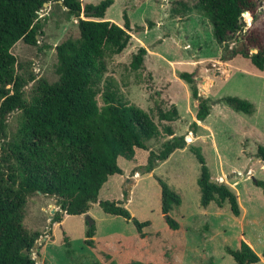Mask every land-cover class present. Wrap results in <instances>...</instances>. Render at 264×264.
<instances>
[{"label": "rangeland", "instance_id": "rangeland-1", "mask_svg": "<svg viewBox=\"0 0 264 264\" xmlns=\"http://www.w3.org/2000/svg\"><path fill=\"white\" fill-rule=\"evenodd\" d=\"M79 1L84 5L100 0ZM62 10L52 4L43 6L38 11L43 25L36 44L18 40L12 45L10 52L19 64L18 74L26 76L31 72L34 80L41 78L47 82L56 79L54 46L77 35L76 18L64 16ZM123 11L131 26L130 39L120 53L106 57L104 76L113 79L123 98L148 111L156 122V107L166 109L175 105L178 118L170 122L175 134L184 135L186 144L200 148L211 178L219 176L225 184L233 182L242 217L232 215L227 202L221 207L211 203L203 214L196 184L199 164L187 147L172 151L151 172L143 169L147 151L135 148L131 160L117 157L122 173L107 177L96 201L83 217L64 214L60 222L50 223L58 209L54 198L42 194L28 198L23 223L39 233L31 254L34 264H92L98 262L94 249L112 251L111 261L118 264L117 251L132 244L138 246L134 225L118 215L103 213L97 204L100 200L122 201L130 216L149 222L142 227V232H159V238L149 237L150 242L144 243V250L153 255L156 264H164V258L171 264H204L209 257L216 264H235L224 246L236 248L241 234L258 257H262L255 264H264V198L261 188L253 183L254 179L264 182V164L254 157L256 146H264V68L256 69L249 57L240 54L242 40L233 39L227 47L218 44L207 18L197 9L196 0H111L104 18L122 25ZM82 13L80 18H83ZM246 13V16L240 14L242 33L259 38L264 45V0H258L254 17ZM139 46L145 48L146 54L141 67L132 70L129 67L131 55ZM255 51L256 48L250 47L248 54ZM194 69L197 92L210 102L209 113L201 122L204 126L198 125L194 117L197 100L191 98L187 84L177 77L181 71ZM33 84L34 81H30L24 85L25 98ZM226 95L252 102L253 113L234 111L218 101ZM96 100L98 105L102 104L98 95ZM192 121L197 124L194 133L189 130ZM18 123V111L8 114L6 133L12 134ZM165 138L149 140L150 149L157 151ZM239 152L246 155L245 159L239 157ZM155 177L181 195L183 212L196 226L190 242L178 241L177 236L169 234L172 231H166ZM175 214L169 212L181 221ZM85 216L94 227V248L83 242L88 225ZM144 250L138 249V256Z\"/></svg>", "mask_w": 264, "mask_h": 264}, {"label": "trees", "instance_id": "trees-1", "mask_svg": "<svg viewBox=\"0 0 264 264\" xmlns=\"http://www.w3.org/2000/svg\"><path fill=\"white\" fill-rule=\"evenodd\" d=\"M43 3L62 8L64 16L76 18L77 35L67 37L54 46L56 79L47 82L34 80L31 72L17 73L19 64L10 52L12 45L22 40L35 45L42 32L43 18L38 11ZM111 0L81 5L79 0H0V264H34L31 254L39 233L25 227L28 198L34 194L53 197L58 209L50 223L60 222L63 214H84L102 183L109 175L121 174L117 157L131 160L134 149L147 151L146 172L163 161L175 149L187 147L198 164L196 184L199 205L210 201L217 207L227 202L232 215L239 206L236 194L224 182L209 179L210 174L198 146L186 144L184 135L174 134L171 121L178 118L175 105L156 107L157 122L148 111L129 103L119 93L115 82L106 79V57L120 53L128 44L131 26L125 11L122 25L104 18ZM199 12L207 18L211 33L218 44L227 47L234 40H242L240 54L249 57L258 70L264 68V45L259 38L242 33L240 14L246 11L255 16L258 0H196ZM83 12V18L80 13ZM250 47L256 51L248 54ZM146 50L139 46L131 55L129 67H141ZM196 70L181 71L177 77L184 81L191 98L197 100L194 117L202 121L209 113V100L198 94ZM34 81L28 98L23 87ZM101 105L97 104L96 96ZM223 102L234 111L252 114L254 104L237 96H222ZM18 111L19 123L12 134L6 133V116ZM197 124L190 123L194 133ZM166 136L157 151L149 147V140ZM254 157L264 164V146L258 144ZM159 186V210L169 229H177L178 222L169 212L180 203V196L164 180L155 177ZM264 198V182L254 179ZM103 213L118 215L130 221L138 236L145 235L142 227L148 221L130 216L120 200L97 202ZM93 224L87 225L83 242L92 245ZM235 264H251L258 255L238 238L237 247L224 246ZM105 258L108 255L104 254ZM92 264H100L93 262ZM107 264H116L109 261ZM121 264H145L129 260ZM150 264V263H147ZM204 264H215L210 258Z\"/></svg>", "mask_w": 264, "mask_h": 264}, {"label": "crops", "instance_id": "crops-1", "mask_svg": "<svg viewBox=\"0 0 264 264\" xmlns=\"http://www.w3.org/2000/svg\"><path fill=\"white\" fill-rule=\"evenodd\" d=\"M181 81V80H180ZM204 120V119H203ZM200 126H204L203 123H201L202 121H198ZM201 131H205V130H201ZM175 134V132H174ZM187 138V136H185ZM184 148V147H183ZM182 149V148H181ZM176 150V149H175ZM240 153V152H239ZM243 152L240 153L239 157L240 158H243L245 159L246 155L242 154ZM221 157V156H220ZM165 160V159H164ZM110 176V175H109ZM211 176V175H210ZM213 180H216V181H221V179L219 178V176L217 178H214L212 177ZM106 181V180H105ZM104 181V182H105ZM229 186H231V189L234 191V193L236 194L237 192H235V190L233 189V182L232 183H229V182H226ZM103 184V183H102ZM173 189V188H172ZM174 190V189H173ZM175 191V190H174ZM176 192V191H175ZM180 196V203L177 207L173 208L171 211L172 212H175V216L177 215L178 218H181V221L179 220H175L178 222V228L177 229H169L167 226V230L166 231H172V233H169L171 236H177L178 237V241L179 239L182 240L183 239V242H190L191 238H192V233H193V230L196 229V226H194L193 224H191V221L188 220V215L186 214L185 215V212H183V201H182V197L181 195ZM236 199L238 201V198H237V194H236ZM211 203H214L212 201H210L205 207H202L200 206L203 210V214L206 213V209L208 207H210ZM238 203V202H237ZM215 205V203H214ZM216 206V205H215ZM239 206V205H238ZM87 212V211H86ZM106 214V213H105ZM242 210L240 209V206H239V213H238V217H242ZM64 215V214H63ZM84 214H80V215H77L79 217H83ZM109 215V214H108ZM166 225V224H165ZM208 231H210V228L209 226L207 227ZM207 231V232H208ZM95 232V231H94ZM145 235L143 237H140L137 235V241H138V246H134V244L132 245H128L126 246V249H121L119 251H117V258H119V260L117 261L118 264H121L123 262H126V261H129V260H138V261H141L145 264L147 263H152V264H156L154 259H152V254H150V252L148 253V251L144 250V245L149 243V237H152V238H159V232H144ZM137 234V233H136ZM204 236H207L204 235ZM151 238V239H152ZM239 239H242L245 243H247L251 249L255 252L253 246L251 245V243H249L244 237L243 235L241 234L240 236H238ZM92 245H90L91 248H94V241H95V233H93L92 237ZM161 240V239H159ZM163 241V240H162ZM145 243V244H144ZM237 245V244H236ZM132 247V248H131ZM138 249H142L144 250L143 252H140L139 253V256H138ZM163 248H161L160 250H162ZM95 251V260H97L100 264H107L109 261H111L112 259V251L111 252H108L107 250H99V249H94ZM257 253V252H255ZM104 254L108 255V258H105L104 257ZM150 254V255H149ZM165 255V254H164ZM115 257V255H114ZM210 258V257H209ZM208 258V259H209ZM262 257L259 255V260L261 259ZM165 262L164 264H171L168 262L167 258H164ZM257 261V262H258ZM255 262V263H257ZM255 263H251V264H255ZM216 264V263H215Z\"/></svg>", "mask_w": 264, "mask_h": 264}, {"label": "water", "instance_id": "water-1", "mask_svg": "<svg viewBox=\"0 0 264 264\" xmlns=\"http://www.w3.org/2000/svg\"><path fill=\"white\" fill-rule=\"evenodd\" d=\"M47 4H48V3H43V6H46ZM244 12H245V11H244ZM244 12H242V13H244ZM242 13H241V14H242ZM82 14H83V13H82ZM238 44H239V46H240V48H241V42H240V41L238 42ZM209 180L212 181L213 179L210 178ZM85 220H86L87 224L90 225L91 221H90V219L88 218V216H85ZM34 254H36V259H39V256H38L37 253H35V251H34Z\"/></svg>", "mask_w": 264, "mask_h": 264}]
</instances>
